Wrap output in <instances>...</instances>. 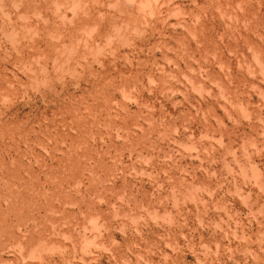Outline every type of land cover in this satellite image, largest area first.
Masks as SVG:
<instances>
[{
  "label": "rangeland",
  "instance_id": "obj_1",
  "mask_svg": "<svg viewBox=\"0 0 264 264\" xmlns=\"http://www.w3.org/2000/svg\"><path fill=\"white\" fill-rule=\"evenodd\" d=\"M0 264H264V0H0Z\"/></svg>",
  "mask_w": 264,
  "mask_h": 264
}]
</instances>
